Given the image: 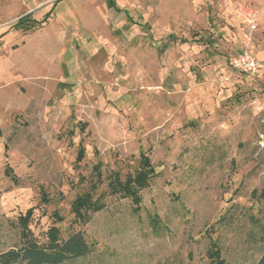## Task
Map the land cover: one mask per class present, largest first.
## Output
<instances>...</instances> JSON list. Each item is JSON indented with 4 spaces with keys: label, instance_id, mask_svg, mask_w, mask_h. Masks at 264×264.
<instances>
[{
    "label": "rangeland",
    "instance_id": "rangeland-1",
    "mask_svg": "<svg viewBox=\"0 0 264 264\" xmlns=\"http://www.w3.org/2000/svg\"><path fill=\"white\" fill-rule=\"evenodd\" d=\"M51 228L77 264H257L264 0H0V253Z\"/></svg>",
    "mask_w": 264,
    "mask_h": 264
},
{
    "label": "trees",
    "instance_id": "trees-1",
    "mask_svg": "<svg viewBox=\"0 0 264 264\" xmlns=\"http://www.w3.org/2000/svg\"><path fill=\"white\" fill-rule=\"evenodd\" d=\"M82 157V152L78 153V160ZM152 175V169L148 157L140 156V170L133 176L127 177L124 182H117L114 186L122 197L130 198L135 205L136 212L139 205L138 195L140 189L147 186L148 180ZM91 204L87 195L78 197L71 208L76 218H81L83 210L89 209ZM31 217V212L28 211L23 217H20L22 232L28 231V221ZM51 235L46 246H40L29 239L23 241V244L18 248H13L0 253V264H77L80 261L89 257L92 252V247L87 243L84 236L80 232L70 234L64 240H58L56 228L49 229ZM264 246V234L260 240ZM223 264L221 262H217ZM257 264H264V247L262 255Z\"/></svg>",
    "mask_w": 264,
    "mask_h": 264
},
{
    "label": "built area",
    "instance_id": "built-area-1",
    "mask_svg": "<svg viewBox=\"0 0 264 264\" xmlns=\"http://www.w3.org/2000/svg\"><path fill=\"white\" fill-rule=\"evenodd\" d=\"M232 65L235 69L249 75H255L260 67L258 61L246 52L234 59Z\"/></svg>",
    "mask_w": 264,
    "mask_h": 264
}]
</instances>
